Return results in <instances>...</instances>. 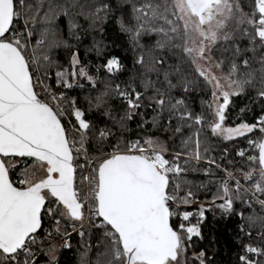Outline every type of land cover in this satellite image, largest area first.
<instances>
[{"label":"snow or ice","instance_id":"snow-or-ice-1","mask_svg":"<svg viewBox=\"0 0 264 264\" xmlns=\"http://www.w3.org/2000/svg\"><path fill=\"white\" fill-rule=\"evenodd\" d=\"M0 264H264V0H0Z\"/></svg>","mask_w":264,"mask_h":264},{"label":"trees","instance_id":"trees-1","mask_svg":"<svg viewBox=\"0 0 264 264\" xmlns=\"http://www.w3.org/2000/svg\"><path fill=\"white\" fill-rule=\"evenodd\" d=\"M245 141H243L242 139H241V141H240V144H241V146H244L245 145ZM230 147H231V145H230Z\"/></svg>","mask_w":264,"mask_h":264}]
</instances>
